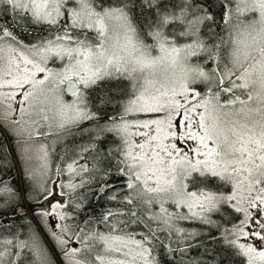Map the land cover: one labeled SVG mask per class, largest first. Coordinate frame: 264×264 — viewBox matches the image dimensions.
I'll return each mask as SVG.
<instances>
[{"label": "snow or ice", "instance_id": "snow-or-ice-1", "mask_svg": "<svg viewBox=\"0 0 264 264\" xmlns=\"http://www.w3.org/2000/svg\"><path fill=\"white\" fill-rule=\"evenodd\" d=\"M0 264H264V0H0Z\"/></svg>", "mask_w": 264, "mask_h": 264}, {"label": "trees", "instance_id": "trees-1", "mask_svg": "<svg viewBox=\"0 0 264 264\" xmlns=\"http://www.w3.org/2000/svg\"><path fill=\"white\" fill-rule=\"evenodd\" d=\"M18 223H19L20 225H23V224H25V221L21 220V221H19ZM24 231H27V229H24ZM192 255L195 256V255H196V252L193 251Z\"/></svg>", "mask_w": 264, "mask_h": 264}]
</instances>
